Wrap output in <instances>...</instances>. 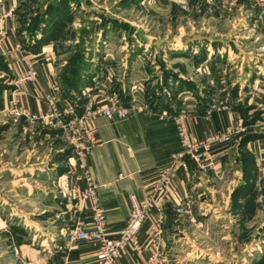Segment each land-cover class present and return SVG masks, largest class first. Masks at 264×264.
Listing matches in <instances>:
<instances>
[{"label": "rangeland", "instance_id": "1", "mask_svg": "<svg viewBox=\"0 0 264 264\" xmlns=\"http://www.w3.org/2000/svg\"><path fill=\"white\" fill-rule=\"evenodd\" d=\"M84 2L82 5L77 0H14L12 10H8L23 40L26 31H41L43 19L55 6L53 4L60 6L61 19H57L53 35L42 43L51 44L57 62L65 63L57 71L61 79L76 55L90 54L93 71H101L99 62L103 63L101 58L104 57L115 72L119 70L118 73L123 72V67L119 69L121 60L117 59L126 56V73H130L131 83L143 82L145 98L150 97L147 99L149 104L162 102L168 107L181 108L184 98L178 96L180 88L171 82L180 81L178 74L184 63L176 61L178 59L169 60L173 54L181 56V52H165L168 49L164 45H180L187 37L192 42L230 44V56H241L243 61L238 59L233 65L230 61L219 64L225 70L226 81L239 67L242 72L257 70L250 57L264 58L263 25L254 22L253 15L246 16L237 7L222 12L220 19H216L218 9L212 14L206 13L204 6L188 11L181 8V0L170 1L168 6L163 0ZM0 8L5 15L4 7ZM216 32L221 34H214ZM183 34L189 35L182 38ZM151 37L167 40L162 45L165 48L162 52L151 45ZM134 54L138 55L137 59L129 64ZM0 63L6 66L4 60L0 59ZM4 65H0V107L5 101L4 90L11 87L12 78ZM208 66L212 68V65ZM193 99L202 105L212 101L209 96H194ZM246 100L233 98L232 102L246 126L231 141L236 146L242 143L245 134L254 132V137H260L263 133L257 135L258 132L264 130L260 125L264 109L253 103L249 105ZM249 109H252L250 113L247 112ZM27 125L22 116L17 122L6 117L0 124V264H28V259L21 257V253L31 249L46 258L48 264L51 260L58 262L66 255L67 248L74 245H66L53 223L54 219L60 220V215L56 214L62 207V199L58 196L61 195L58 193L60 182L55 173L66 168L64 161L70 148L55 127L36 124L26 129ZM237 157L241 181H245L248 192L254 187L253 193L245 199L241 191L246 190L240 188L242 184L230 193V208L213 209L202 204V208L197 205L189 214H179L168 208L169 222L164 228L167 249L163 264H264V178L255 177L253 156L243 150ZM233 159L231 157L227 162V178L233 175L236 167ZM223 194L216 195V202L224 199L225 191ZM198 199L207 202L213 197L206 192Z\"/></svg>", "mask_w": 264, "mask_h": 264}, {"label": "crops", "instance_id": "2", "mask_svg": "<svg viewBox=\"0 0 264 264\" xmlns=\"http://www.w3.org/2000/svg\"><path fill=\"white\" fill-rule=\"evenodd\" d=\"M170 1L175 0H163V3L168 6ZM204 1L181 0V2L187 3L188 7L190 6V11L195 7L197 10L198 7L202 9ZM13 6L14 0H2L0 3V7H4L3 10L6 11L4 15L0 8V59L6 62V66L12 74L9 84L11 87L4 90L5 101L0 107V124L4 123L6 117H10V107L31 106L34 109H44L47 106L46 96L52 94V84L58 85L59 104L61 106L69 105L77 115H81L86 107H105L111 98H115L126 110L121 118L115 116L108 118L103 114H98L91 121L96 141L88 154L87 166L91 182L100 186L97 190L100 213L104 217L107 231L111 234H116L125 223L129 209V195L134 194L141 200L153 193L159 171L169 164L173 153L182 150L176 130L177 114H187V126L192 137L201 139L208 133L224 130L227 126H239L240 131L245 129L246 126L242 124L240 111L236 105L232 106L233 98H237L238 101H243V98H246L249 105L253 103L252 105L256 107L261 106V92L264 88V58L250 57L258 69L242 72L239 67L235 70L234 76L226 81L225 70L222 69L223 67H219V64L225 61H230L232 64L243 57H231L232 46L228 43L192 42L189 37L184 39L186 41H181L180 45H164L168 49L165 52L169 50L171 52L180 50L181 52V56L175 57L173 54L168 58L169 60L178 59L176 61L184 63L178 74L181 78L180 81L173 80L171 84L175 83V86L169 87L172 90L173 86L176 87L177 84V87L180 88L178 96L181 95L184 98L181 108L173 105L167 107L162 103L149 104L147 99L150 97L145 98L143 82L131 83L130 73H126L125 67L128 63L126 56L117 59L121 60L119 69L123 67V72L118 73L119 70L115 72V68L111 67L112 64L104 57L101 58L103 63L99 62L102 65V68L99 67L101 71H93V64H91L93 59L91 60L90 54L87 53L84 55L85 65L81 71V82L77 87L63 85L57 71L64 67L65 63L57 62L51 44L47 42L41 45L40 39L45 36V24L40 26L42 27L41 31H26L25 38L22 40V36L20 37L15 29L13 17L8 11L12 10ZM237 8V10L246 13V16L253 15V21L264 27V15L256 0H238ZM222 12L225 11L218 9L215 18L220 19ZM54 17L56 21L61 19L60 14H55ZM187 35L189 34H183L181 37ZM15 43L20 44L19 49H13L10 56L5 55V50L12 49ZM154 48L161 52L165 49ZM133 56V61H130L129 64H132L138 55L134 54ZM26 59H29L36 69L34 85L26 83L18 85L16 83L17 77L25 72L24 61ZM208 65H212V68L210 69ZM214 71L216 72L213 73ZM195 82L197 84H194ZM165 92L169 93L168 90ZM194 96H209L212 97V101L207 105H202L193 99ZM248 104L247 106H249ZM250 110L252 109L247 112L250 113ZM260 125L264 126V118ZM33 126L27 125L25 128L30 129ZM260 133H263L260 137L251 138L240 145L237 144L238 146L233 141L224 147L213 150L206 172H201L192 159L186 156L187 168L176 169L168 193L157 195L163 213L161 240L155 242V238L148 229L151 218L147 219L138 233L145 247L143 253L139 255L131 248H127L115 264H143L144 258L154 252L159 257H164L167 249L164 228L169 222L168 208L175 210L174 207L179 200L191 209L197 205L202 208V204L214 207L213 209L230 208V193L239 185L243 184L240 188L246 186L244 185L245 181H241L242 172L239 169L240 160L237 157L243 150L253 156L255 177L262 180L264 178V130L258 132L257 135ZM250 134H254V132H250ZM71 155L69 149L66 161H64L66 168L55 173L59 179L58 182H60L58 193L61 195L58 196L62 199L60 201L62 207L61 211L56 214L60 215V220L56 221L53 218L55 221L53 223L57 226L60 237H63L66 229L76 224L86 229H91L94 225L90 200L82 195L86 183ZM231 157H234L233 161L236 162V167L233 175L227 178L226 166ZM224 178L227 179L224 180ZM225 189H228L227 192ZM245 190L241 192L245 194L246 199L248 194L253 193L254 187L250 188L249 192L246 187ZM224 191L226 194L224 199H219L220 201L216 202V195H224ZM206 192L212 195V201L205 202V200L198 199ZM21 257L27 258L28 264H48L46 258L40 256L36 251L33 252L32 249L25 252L22 250ZM94 259V244L88 241H79L67 248L66 255L61 261L51 260L49 264H91Z\"/></svg>", "mask_w": 264, "mask_h": 264}, {"label": "built area", "instance_id": "3", "mask_svg": "<svg viewBox=\"0 0 264 264\" xmlns=\"http://www.w3.org/2000/svg\"><path fill=\"white\" fill-rule=\"evenodd\" d=\"M261 6V12L264 15V0H256ZM238 5V0H205L204 10L212 14L216 9L231 11ZM181 8L189 10L187 3H182ZM20 44L15 43L14 47L5 50V55L10 56L12 50L19 49ZM25 72L20 74L16 83L18 85L30 84L36 82V69L34 64L26 59L24 61ZM52 94L46 96L47 106L44 109H34L31 106L21 108L10 107V117L17 120L22 116L26 119L28 125L46 124L55 127L60 137L65 140L71 150V157L75 160L76 166L82 172V179L85 180V186L82 195L88 198L91 203V212L93 227L86 229L76 224L66 229L63 238L66 245H72L79 241H88L94 244L95 259L91 264H115V262L124 254L127 248H131L136 254H142L145 250L138 233L143 223L150 219L149 232L159 242L163 235V213L160 209L157 195L168 193L172 176L176 169L187 168L186 156L190 157L196 167L201 172H206L211 160L213 150L228 145L234 137L240 132L239 126H227L224 130L208 133L204 138L195 139L192 137L187 126V114L179 113L176 116V130L180 138L182 150L171 155V161L158 173V180L154 186V192L139 200L136 195L130 194L129 209L124 225L116 232L111 234L107 231L104 223V217L100 213L98 184L91 182V176L87 166V157L95 144V136L91 127L92 119L98 115L111 118H121L125 114L115 98L105 106L96 108L86 107L81 115H77L69 105H60L58 98V85H51ZM261 106L264 109V88L261 92ZM175 211L179 214H189L191 208L182 201L175 205ZM164 257H159L157 253L146 256L143 264H163Z\"/></svg>", "mask_w": 264, "mask_h": 264}, {"label": "trees", "instance_id": "4", "mask_svg": "<svg viewBox=\"0 0 264 264\" xmlns=\"http://www.w3.org/2000/svg\"><path fill=\"white\" fill-rule=\"evenodd\" d=\"M53 5H55V6H53L52 9L47 12V14L45 15V17L43 19L42 24H45V26H44L45 36H44V38H41L42 40L40 39L41 43L45 42L46 39H48L51 35H53V29H54L55 25H57V21H56L54 15L55 14H57V15L61 14L59 11L60 6H58L57 3H55ZM58 23H59V21H58ZM30 32H32V31H30ZM0 65L2 66L4 64L0 63ZM84 65H85L84 55H81V54L76 55V57L73 59L72 63L69 62V67L65 68V70H64L65 73L62 76V80H61L62 84L67 85V86L72 85L74 87H77V85L81 82V71L83 70ZM5 68H6V66H5ZM156 98H158V97L156 96ZM157 101H159V100H157ZM159 103L161 104L162 102H159ZM159 103H155V105L159 104ZM251 138H254L253 134H245L243 136L242 143L250 140ZM67 153H68V151H67ZM67 153H66V156H67Z\"/></svg>", "mask_w": 264, "mask_h": 264}, {"label": "water", "instance_id": "5", "mask_svg": "<svg viewBox=\"0 0 264 264\" xmlns=\"http://www.w3.org/2000/svg\"><path fill=\"white\" fill-rule=\"evenodd\" d=\"M78 2H80L82 5L85 4L84 0H77ZM167 42L166 39H157V38H152L150 40V43L152 46L156 47V48H160L162 47V45H164Z\"/></svg>", "mask_w": 264, "mask_h": 264}]
</instances>
